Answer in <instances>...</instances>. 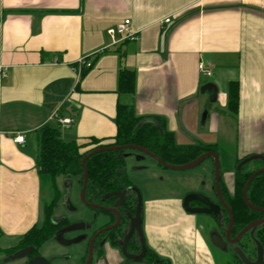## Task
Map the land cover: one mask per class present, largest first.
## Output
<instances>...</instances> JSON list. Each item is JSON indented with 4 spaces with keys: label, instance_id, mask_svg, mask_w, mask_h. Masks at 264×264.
<instances>
[{
    "label": "crops",
    "instance_id": "1",
    "mask_svg": "<svg viewBox=\"0 0 264 264\" xmlns=\"http://www.w3.org/2000/svg\"><path fill=\"white\" fill-rule=\"evenodd\" d=\"M125 19L138 31L136 40L111 45L106 31ZM81 59L91 65L82 78L74 70ZM122 69L134 73L132 96L117 93ZM231 82L239 88L235 114L228 108ZM206 84L212 91L201 94ZM117 104L145 122L159 119L178 145H214L218 155L219 143L234 142L230 167L220 163L231 196L237 159L255 157L264 166V0H0L1 251L40 227L52 200L38 176L41 128L58 126L56 113L73 121L59 126L64 141L111 143ZM19 135L22 144L13 141ZM159 168L154 162L139 170L148 250L167 264H216L215 248L228 264L256 263V245L243 244L248 233L228 249L215 217L186 213L183 198L170 194L172 184L152 175ZM127 175L136 189L135 171ZM62 179L64 192L68 178ZM70 180L71 190L80 189L78 178ZM44 245L43 256L58 253ZM95 258V264H144L126 262L108 246Z\"/></svg>",
    "mask_w": 264,
    "mask_h": 264
},
{
    "label": "trees",
    "instance_id": "2",
    "mask_svg": "<svg viewBox=\"0 0 264 264\" xmlns=\"http://www.w3.org/2000/svg\"><path fill=\"white\" fill-rule=\"evenodd\" d=\"M87 70L88 69L81 73L80 78L85 75ZM134 90V73L126 69L120 70L117 78V93L132 96ZM228 96V108L235 114L237 112L239 100V88L236 82H231L229 84ZM154 121L155 123L145 122L143 118L137 117L134 114L132 107L117 104L115 119L116 134L111 143H103L96 139H89L86 143H80L76 140L64 141L60 136L59 125L54 127H42L39 132L40 147L37 162L38 176L41 183L51 184L54 193L56 191L55 182L58 178H78L81 184L82 159L91 151L104 147L124 145L140 146L160 158L163 162L173 166L191 163L207 152L216 153V147L214 145H204L202 143L191 145L176 144L173 134L164 129L161 121L159 119H155ZM87 147H90L89 151H85ZM249 158L251 157H243L236 160L234 187L231 196L227 194L220 181L222 197L233 214V237L249 223L261 217L259 213H255L248 209L242 201L244 185L252 172L244 165H239ZM158 166L161 167L160 165ZM259 166L261 167L263 164L261 163ZM246 170L249 171L245 173ZM86 171L88 182L85 190V200L88 203L113 207L114 199L103 200V196L109 193L126 191L125 202L120 211L132 209L135 202V196L132 191L134 187L128 178L122 151L104 152L92 156L86 162ZM56 195L58 196L59 194L56 192ZM247 200L251 205L264 209V174H260L250 183L247 190ZM51 216L52 213H44L43 224L38 228L31 229L21 240L16 249L28 246L39 247L52 239L57 228L52 224L53 219ZM214 219L221 231L224 232L229 222L227 212L222 210ZM257 241L264 255V224L258 231ZM12 251H15V249L13 248L8 251H1L0 249V253H11ZM143 263L167 264L159 260L157 256L148 249Z\"/></svg>",
    "mask_w": 264,
    "mask_h": 264
},
{
    "label": "water",
    "instance_id": "3",
    "mask_svg": "<svg viewBox=\"0 0 264 264\" xmlns=\"http://www.w3.org/2000/svg\"><path fill=\"white\" fill-rule=\"evenodd\" d=\"M211 91H212V87L210 84H206L200 88L201 94H204V93L210 94ZM204 118H205V115L202 116L201 122H203ZM126 150H132V151L139 152L142 155L153 160L156 164L160 165L164 169L173 170V171L191 170L193 168L198 167L206 159H210L212 161V167H213V191H214V194L216 197V203H214L209 197L203 195L202 193H189L182 200V208L188 214L207 215V216H213V217L218 216L222 210L226 211L228 214V218H229L228 226L226 228L225 235H224V242L226 244L237 245L238 243L241 242L242 238L247 233L251 232V234H252V232L255 229L261 227L264 224V217H263L262 219H259V220H256L254 222L249 223L235 237L232 236L233 214H232L231 210L227 207V205H226V203L222 197V194H221V189H220L221 172H220L219 157H218L217 153L207 152V153L202 154L200 157H198L196 160L192 161L191 163H188L185 165H180V166H173V165H169V164L163 162L160 158H158L154 154L150 153L149 151L145 150L143 147L136 146V145H124V146H111V147H104V148H100V149H95V150L91 151L90 153H88L81 161L82 183H81L80 191L78 193V199H79L80 203L83 206H85L86 208H89L92 210H100V211H103L106 213H112L113 215L116 216V223L113 226H110L103 231H108V230H111L114 227L118 226V224L120 222V215H119V212L117 211V208H119L123 205L124 200H125L126 191L120 192V193H109V194H106L103 196V200L112 199V198H116L118 200L115 207H112V208H105V207H101V206L96 205V204L88 203L85 200V190H86V186H87V182H88V176H87V171H86V162L92 156L100 154V153L119 152V151L123 152ZM250 159L256 160L257 158L251 157V158H249V160ZM260 174H264V168H261V169L255 171L250 176V178L248 179V181L246 182V184L244 186V189L242 192V199H243L244 205L246 207H248L250 210L259 212V213L264 215V210L251 205L249 203V201L247 200V196H246V192H247V189L249 187V184L254 180V178L259 176ZM71 184H72V182L70 179L65 180L64 181V190L69 192L71 190ZM135 194L137 197V205L135 208L134 216L133 217L130 216L131 217L130 218V230L127 234V237L125 238L124 243L121 244V253L126 259H129L135 263H139L141 261V259L144 257L145 246H144L143 237H142V233H141V216H140L141 215V206H142L141 195L137 190H135ZM191 202H199L202 204V207H191L190 206ZM63 204L66 207L67 211H69V212L74 211V208L71 206L67 196L63 197ZM79 229L80 230L84 229V224H76V225L67 226L66 228H64L58 232V236L56 237V241H59L58 239H59L60 235H62L63 233H67V232H71V231L79 230ZM134 230L137 231V233L140 237L141 254L139 256L130 255L125 250V244L128 241V239L131 237ZM103 231H101L99 234L103 233ZM99 234H96L92 238V240L90 241L89 250H88V259H87V262L85 264H89L91 262L92 247H93L92 245L94 243V240L96 239V237ZM79 241H80V239H75L72 241L65 242V243H63V245L69 246V245L77 243ZM253 242H254V245H256V247L258 249L257 261L254 264H262V254H263L262 248L258 244V241L254 240ZM33 251H34L33 247L23 248V249L17 251L16 253H14L13 255H10L9 257H7L4 261V263H8V262L16 261V260H21V259H24L26 257H30L31 254L33 253ZM27 264H48V263L45 259H43L41 257H34V258H31L27 262Z\"/></svg>",
    "mask_w": 264,
    "mask_h": 264
},
{
    "label": "rangeland",
    "instance_id": "4",
    "mask_svg": "<svg viewBox=\"0 0 264 264\" xmlns=\"http://www.w3.org/2000/svg\"><path fill=\"white\" fill-rule=\"evenodd\" d=\"M218 113H221V112L218 111ZM231 142L223 143L224 145L222 143H219L218 145V155L220 157L219 163H221L222 169L226 168V165L230 167V162H231L230 160L232 159V156L234 154V150H233L234 142L232 143ZM89 150H90V147L89 148L87 147L85 151H89ZM128 156L134 157L131 159L132 161H130V159L126 160ZM123 157L126 160L127 172L130 174L135 171L136 173V176H134V181L137 184L136 190L140 192L139 188L141 187L139 186L143 182V179H142L143 174L140 173L139 170H141V168L147 167V164L149 163L153 164L154 162L150 158L142 155L141 153L132 151V150L123 151ZM260 164L261 163L258 160L246 159L239 166L244 165L251 172H253L259 167ZM159 169L162 171L160 172L161 174L152 173V175H154V177L156 178L160 177L164 179V182L167 181L168 183L172 184L171 186H169V188H171L169 189V191L172 190L173 193L170 192V194L175 195V196L176 194H178L179 196H181V198H184L186 194H188V192L199 191L205 196L208 194L210 197H215L214 191L212 189L213 187L212 186L213 167H212V161L210 159H206L198 167L193 168L191 170H187V171H173V170H167V169H162V168H159ZM249 170H246L245 173ZM62 180H63L62 178H58L56 180L55 193H54V190L51 184L49 183L43 184L46 189L51 188V191H52V197H51L52 200L51 202L45 204L44 213L46 212L47 214L52 213V216H51L52 219L54 218L57 219L61 217L67 218L68 219V222H66L67 225L68 224H71V225L85 224V228L81 230L79 229V230H74V231L65 233L66 238L68 240L80 239L79 242L71 244L69 246L60 247L59 245L56 244V242L50 241L49 243L44 245L43 250L52 251L53 248H56L58 250V253L56 255H59V254L62 255L66 253L67 255L71 257L72 261L74 262L78 261V264H79L81 261L80 259L84 258L85 256L86 250L88 248V241L90 239L91 232L97 229V227L100 224H103L106 218L103 214H100L95 219L94 213L89 208H86L80 203L78 199V193L80 189L76 185L73 186V189L70 190L69 192L65 190L63 192ZM56 192L59 194L58 196L56 195ZM64 195L68 197V200L71 206L74 208L73 212L67 211L66 207L62 203V199ZM191 206L196 207L197 204L193 203L191 204ZM94 219L96 220V222L94 224H90ZM214 227L216 228L217 226L214 225ZM257 231L258 229H255L252 232V234H254L255 236L257 234ZM217 232H218V228H217ZM247 235L249 239L247 238L243 244L245 245V248L246 247L253 248L254 243L252 241L253 237H251V232H249ZM17 247H15L14 248L15 251H12L11 253H14L17 250H19V249H16ZM226 247H229L228 249H230L231 247L234 248L235 246L226 244ZM214 251H215L214 256H215L216 264H228L229 263L230 259H227V257L224 256L221 251L217 250L216 248ZM242 251L241 253H243ZM11 253L10 252L0 253V264H21L23 262L22 260V261H17V262L12 261L8 263H4L5 257L10 255ZM239 258L241 257L239 256Z\"/></svg>",
    "mask_w": 264,
    "mask_h": 264
},
{
    "label": "flooded vegetation",
    "instance_id": "5",
    "mask_svg": "<svg viewBox=\"0 0 264 264\" xmlns=\"http://www.w3.org/2000/svg\"><path fill=\"white\" fill-rule=\"evenodd\" d=\"M158 165V164H157ZM163 168V167H162ZM261 168H264V166H259L255 171L261 169ZM164 169V168H163ZM253 171L251 173V175L255 172ZM250 175V176H251ZM250 178V177H249ZM255 179V178H254ZM248 181V180H247ZM250 185V184H249ZM245 186V185H244ZM249 188V187H248ZM244 189V188H243ZM135 188H132V191L134 193V196H135V202H134V205L132 207V209H125L123 210L122 212L120 211L121 207L117 208V211L119 212V215H120V222L118 224V226L114 227L113 229L111 230H108V231H103L105 230L106 228L110 227V226H113L115 223H116V216L113 215L112 213H106V212H103V211H100V210H92L90 209L93 213H94V216H95V219L100 215V214H103L105 216V221L103 224H100L97 229L93 230L90 234V239L88 241V248L86 250V253H85V256L84 258L81 259L80 263L79 264H85L87 262V259H88V250H89V244H90V241L92 240V238L96 235V234H99L101 231H103V233L99 234L96 239L94 240V243H93V247H92V259H91V262L89 264H95V256L99 253L102 252V250L104 249V247L108 246L110 248H118L119 249V252L121 253V244L124 243L125 241V238L127 237V234L130 230V218L134 216V213H135V208H136V205H137V197H136V194H135ZM248 190V189H247ZM243 192V191H242ZM189 194V193H188ZM187 195V194H186ZM126 196V195H125ZM246 196H247V192H246ZM114 199V204H113V207H115L116 203H117V199L116 198H113ZM243 201V199H242ZM125 202V200H124ZM197 204L196 207H202V204L199 203V202H191L190 203V206L191 204ZM90 204H93V203H90ZM124 204V203H123ZM244 204V203H243ZM96 205H99V204H96ZM101 207H105V206H102V205H99ZM193 207V206H191ZM105 208H112V207H105ZM248 208V207H247ZM258 208V207H257ZM249 209V208H248ZM261 209V208H260ZM132 210V211H131ZM264 210V209H262ZM97 211V212H96ZM99 211V212H98ZM253 211V210H251ZM255 213H259V212H256L254 211ZM221 213V212H220ZM261 215L260 218H258L257 220L259 219H262L264 217L263 214L259 213ZM131 216V217H130ZM141 216V215H140ZM93 220L90 224H94L96 222V220ZM256 221V220H255ZM66 222H68V219L67 218H57V219H53L52 220V224L55 225V227L57 228V230L55 231V234L53 236L52 239H50L49 241H47L46 243L50 242V241H53V242H56L57 245H59L60 247H65V245H63V243L65 242H68V241H72V240H68L66 238V234L63 233L62 235H60L59 237V241H56V237L58 236V232L64 228H66L67 226L71 225V224H66ZM254 222V221H252ZM142 223V221H141ZM66 224V225H65ZM262 227V226H261ZM257 228L258 231L260 230V228ZM84 228H85V224H84ZM227 228V227H226ZM226 231V229H225ZM225 231L224 232H221L223 234V237L225 235ZM257 231V232H258ZM141 233H142V228H141ZM142 237H143V233H142ZM143 242H144V246H145V254H144V257L146 255V251H147V248H146V245H145V241H144V238H143ZM44 243V244H46ZM43 244V245H44ZM43 245L39 246V247H33V246H28V247H33L34 248V251L33 253L31 254L30 257H26L24 259H21V260H16L17 261H22L23 262L21 264H27V262L31 259V258H34V257H41L43 259H45L47 261L48 264H73L74 261L71 260V257L69 255H67L66 253L65 254H59V255H56V254H53V255H49V256H43L40 252V247H42ZM26 248V247H25ZM23 249V248H21ZM19 249V250H21ZM17 250V251H19ZM125 250L128 254L130 255H134V256H139L141 254V243H140V237L137 233V231L134 230V232L132 233L131 237L128 239V241L126 242L125 244ZM16 251V252H17ZM14 252V253H16ZM14 253H11L10 255H13ZM10 255L6 256L5 259L7 257H9ZM122 255V253H121ZM123 256V255H122ZM124 257V256H123ZM144 257L141 259V263H143V260H144ZM125 261L126 262H131V260L129 259H126L124 257ZM139 262V263H140Z\"/></svg>",
    "mask_w": 264,
    "mask_h": 264
},
{
    "label": "built area",
    "instance_id": "6",
    "mask_svg": "<svg viewBox=\"0 0 264 264\" xmlns=\"http://www.w3.org/2000/svg\"><path fill=\"white\" fill-rule=\"evenodd\" d=\"M164 22L168 23L169 19H166ZM106 34L108 35V37L110 39V44L116 45V44H119L121 42L135 41L137 38L138 31L133 30L131 28L130 20L125 19L119 23H116L113 27L109 28L106 31ZM90 67H91L90 63L81 59L76 63V67L74 70H75L77 76H80L84 70L89 69ZM198 69H199L200 73L206 77H209L211 75V70L205 68L202 64H199ZM51 119L53 121H55L57 123V125H59L60 127H69L70 125L73 124L72 119L59 117L56 113L53 114ZM13 141H14V143L22 144L24 141V136L19 135V136L13 138Z\"/></svg>",
    "mask_w": 264,
    "mask_h": 264
}]
</instances>
